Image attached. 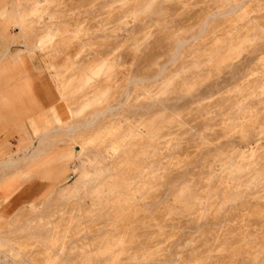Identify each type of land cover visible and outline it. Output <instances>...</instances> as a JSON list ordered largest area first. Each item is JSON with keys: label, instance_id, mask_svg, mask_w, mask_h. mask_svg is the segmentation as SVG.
<instances>
[{"label": "rangeland", "instance_id": "rangeland-1", "mask_svg": "<svg viewBox=\"0 0 264 264\" xmlns=\"http://www.w3.org/2000/svg\"><path fill=\"white\" fill-rule=\"evenodd\" d=\"M4 1L56 104L0 185L67 174L0 206V264H264V0Z\"/></svg>", "mask_w": 264, "mask_h": 264}, {"label": "crops", "instance_id": "crops-1", "mask_svg": "<svg viewBox=\"0 0 264 264\" xmlns=\"http://www.w3.org/2000/svg\"><path fill=\"white\" fill-rule=\"evenodd\" d=\"M8 8V2L0 0V168L10 164L7 160L13 154L1 158L10 149H22V152L35 149L31 147L33 140L30 141L25 135L24 126H30L34 133V128L41 121L46 124L53 121L50 114L56 104L51 81L42 78L27 58L12 54L14 38L7 29ZM13 141L16 144H12ZM57 166L54 155L42 164L39 172L31 174L28 179H5V184L0 185V206L10 203L11 206L13 203L21 206L43 197L50 192L52 181L61 183L67 174H58ZM27 182L28 184H23Z\"/></svg>", "mask_w": 264, "mask_h": 264}, {"label": "bare ground", "instance_id": "bare-ground-1", "mask_svg": "<svg viewBox=\"0 0 264 264\" xmlns=\"http://www.w3.org/2000/svg\"><path fill=\"white\" fill-rule=\"evenodd\" d=\"M42 122V121H41ZM45 126V125H44ZM43 126V127H44ZM40 127H42V126H40ZM45 128V127H44ZM43 128V129H44ZM38 129V128H37ZM37 129H35V130H37ZM35 132V131H34ZM36 134V133H35ZM76 148V153H79L80 152V150H77V148H79V147H75ZM74 148V149H75ZM38 152V151H37ZM38 154H39V152H38ZM28 155V154H27ZM10 163V162H9ZM11 164V163H10ZM58 167V171H57V173L59 174L60 173V171H61V168H62V166L61 165H59V166H57Z\"/></svg>", "mask_w": 264, "mask_h": 264}]
</instances>
